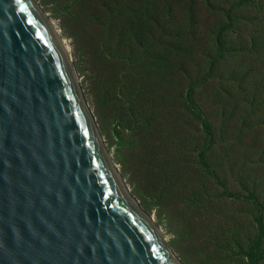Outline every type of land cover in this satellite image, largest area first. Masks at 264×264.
<instances>
[{"label":"water","instance_id":"obj_1","mask_svg":"<svg viewBox=\"0 0 264 264\" xmlns=\"http://www.w3.org/2000/svg\"><path fill=\"white\" fill-rule=\"evenodd\" d=\"M50 22L38 0H0V264H182L112 163Z\"/></svg>","mask_w":264,"mask_h":264},{"label":"trees","instance_id":"obj_2","mask_svg":"<svg viewBox=\"0 0 264 264\" xmlns=\"http://www.w3.org/2000/svg\"><path fill=\"white\" fill-rule=\"evenodd\" d=\"M39 1L60 21L66 37L82 39L89 48L94 69L91 79L100 90L97 103L104 114L111 108L133 117L141 101L161 92L170 57L182 56L200 67L201 77L184 73L171 92L164 88L158 112L165 109L167 115L150 116L143 121L145 129L158 124L157 118L171 120L178 115L197 120L210 142L215 141L217 130L219 136L225 135V120L238 118L246 124L244 130L264 128V0H226L225 5H219L216 0ZM200 7L205 15L217 16L213 24L202 29ZM238 9L244 12L238 13ZM169 18L178 21L172 32L167 30ZM242 58L261 63L262 67L248 66ZM206 106L220 111L211 113L215 125L203 111ZM171 123L163 121L162 126ZM188 126L190 123L178 125L175 137L178 131L195 136ZM155 129L161 131L158 126ZM117 137L118 146H125V140ZM243 139L232 141L231 145H244ZM257 140L254 138V147ZM141 147L143 152L136 155L135 162L129 167L123 166V175L129 174L131 180H140L158 189L162 184V162L147 152L149 144L143 142ZM155 147L152 144V149ZM162 150L173 160L177 146L164 145ZM196 154L211 179H224L210 166L203 148ZM188 161L187 155L181 157L183 167L189 168ZM169 174L173 184L181 189L188 184L187 174L179 165L172 166ZM203 185L213 187V183L205 180ZM223 193L229 199L241 196L227 190ZM247 199L256 210L257 227L244 238L231 237L230 264H262L264 260V195L258 197L255 190H250Z\"/></svg>","mask_w":264,"mask_h":264},{"label":"rangeland","instance_id":"obj_3","mask_svg":"<svg viewBox=\"0 0 264 264\" xmlns=\"http://www.w3.org/2000/svg\"><path fill=\"white\" fill-rule=\"evenodd\" d=\"M224 1L226 0H216V3L225 5ZM42 7L69 49L72 48L70 53L74 58L78 80L96 118L112 163L118 169L129 193L133 195V191L137 194V197L133 196L141 209L148 214V219L158 229L168 248L182 264H230L231 237L244 238L245 235H251L257 227L256 210L247 196L250 190H255L258 197L264 195V128L244 130L246 124L241 123L238 118L225 120V135L219 136L217 130L215 141L210 142L201 132V125L197 120L178 115L171 120L157 118L158 124L145 129L143 121L150 116L157 117V113L160 117L167 115L168 110L162 109L158 112L159 98L164 88L171 92L184 73L196 78L201 77L200 67L192 59L187 60L182 56L170 57L161 92L151 99L141 101L133 117L125 111L117 112L111 108L104 114L97 103L100 90L91 79L94 69L89 48L82 39L76 41L66 37L61 32L60 21L53 18L44 5ZM199 11L200 29L216 21V15H205L202 7ZM243 12L238 9V13ZM168 22L167 30L174 31L178 25L177 19L169 18ZM242 59L248 66L253 64L257 68L262 67L261 63L254 64ZM203 111L215 125L211 113H220L219 109L206 106ZM163 121L173 123L162 126ZM187 123H190L188 127L194 131L195 136L178 131L175 137L178 125L187 126ZM132 124L135 127H131ZM156 126L160 127L161 131H156ZM118 135L125 140V146H118ZM228 136L231 137L229 140ZM243 137L244 145H231L232 141ZM254 138L258 139L255 147ZM183 140L187 142L180 143ZM143 142L150 146L147 152L162 162V184L158 189L148 187L140 180H131L129 174L123 175V166H131L136 155L143 152ZM152 144L156 145L154 149ZM164 145L169 148L177 146L173 160L166 157L162 150ZM201 148L210 166L220 174L219 178L222 176L224 179L215 181L203 170L196 154ZM184 155L188 156L189 168L183 167L181 162ZM167 161H172V164H167ZM175 164L187 174L188 184L183 186V189L173 184L170 178L169 170ZM177 169L175 167L174 170ZM204 180L213 183V187L204 186ZM224 190L241 196L229 199L224 195Z\"/></svg>","mask_w":264,"mask_h":264},{"label":"bare ground","instance_id":"obj_4","mask_svg":"<svg viewBox=\"0 0 264 264\" xmlns=\"http://www.w3.org/2000/svg\"><path fill=\"white\" fill-rule=\"evenodd\" d=\"M51 24H52V27L54 28V30L57 32V34L59 35L60 33H59V31H58V29H57V27H56V25L54 24V22L52 21V22H50ZM60 30V29H59ZM63 42H64V44L67 46V48H68V50H71V49H69V46H68V44L66 43V41L65 40H63ZM70 43V42H69ZM126 193H127V191H126Z\"/></svg>","mask_w":264,"mask_h":264}]
</instances>
